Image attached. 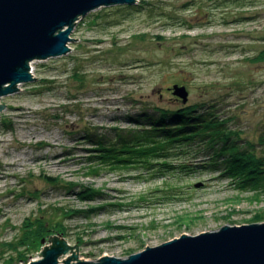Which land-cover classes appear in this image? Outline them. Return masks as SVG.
I'll use <instances>...</instances> for the list:
<instances>
[{"label":"rangeland","instance_id":"obj_1","mask_svg":"<svg viewBox=\"0 0 264 264\" xmlns=\"http://www.w3.org/2000/svg\"><path fill=\"white\" fill-rule=\"evenodd\" d=\"M71 38L69 54L32 62L37 79L0 97V264L43 259L54 235L79 246L60 256L65 264L73 252L124 259L184 234L264 223V194L208 164L197 140L126 164L104 163L89 140L116 144L117 133L149 127L138 119L188 107L215 113L261 155L264 0L100 7Z\"/></svg>","mask_w":264,"mask_h":264},{"label":"water","instance_id":"obj_2","mask_svg":"<svg viewBox=\"0 0 264 264\" xmlns=\"http://www.w3.org/2000/svg\"><path fill=\"white\" fill-rule=\"evenodd\" d=\"M136 0H0V97L16 93L19 84L32 83L31 63L70 53L68 44L78 20L90 12ZM173 94L184 103L189 93L174 85ZM0 104V111L5 107ZM50 246L37 253L43 259L30 264H59L70 246L62 237L50 236ZM73 252L65 264H264V223L223 226L197 236L182 235L127 258L102 257L97 262L78 259ZM32 257V256H30ZM78 260L73 263L70 260Z\"/></svg>","mask_w":264,"mask_h":264},{"label":"trees","instance_id":"obj_3","mask_svg":"<svg viewBox=\"0 0 264 264\" xmlns=\"http://www.w3.org/2000/svg\"><path fill=\"white\" fill-rule=\"evenodd\" d=\"M189 110L192 109L185 107L174 113L160 112L159 117L149 115L138 119L141 126L142 123L148 124L149 129L145 128L140 134L130 137L117 133L120 141L116 144L111 143L114 139L103 135L97 140L89 137V140H94L98 146L97 150L101 152L98 157L108 159L104 161L106 164L133 163V156H154V152L158 154L162 150L168 155L171 145H184L197 140L211 151V154L205 155L211 160L208 164L216 167L223 165L222 173L227 176H242V181L238 182L239 188H251L264 194V152L258 155L256 145L251 142L241 146L244 141L239 143V139L234 137L235 133L224 128V122L215 113L205 111L199 114ZM260 146L264 150V134L260 138ZM45 230L50 229L45 227Z\"/></svg>","mask_w":264,"mask_h":264},{"label":"bare ground","instance_id":"obj_4","mask_svg":"<svg viewBox=\"0 0 264 264\" xmlns=\"http://www.w3.org/2000/svg\"><path fill=\"white\" fill-rule=\"evenodd\" d=\"M139 2V0H136V3H138ZM34 73V72H33ZM33 73H32V75H33ZM259 223H261V222H259ZM144 251V250H143ZM138 253V252H137Z\"/></svg>","mask_w":264,"mask_h":264}]
</instances>
